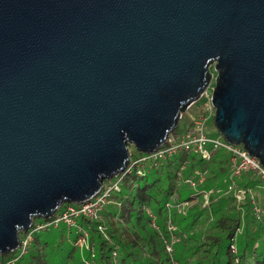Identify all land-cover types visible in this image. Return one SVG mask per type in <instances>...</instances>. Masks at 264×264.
Segmentation results:
<instances>
[{"label": "water", "instance_id": "95a60500", "mask_svg": "<svg viewBox=\"0 0 264 264\" xmlns=\"http://www.w3.org/2000/svg\"><path fill=\"white\" fill-rule=\"evenodd\" d=\"M213 80L219 132L264 166V0H0V255L161 148Z\"/></svg>", "mask_w": 264, "mask_h": 264}, {"label": "trees", "instance_id": "16d2710c", "mask_svg": "<svg viewBox=\"0 0 264 264\" xmlns=\"http://www.w3.org/2000/svg\"><path fill=\"white\" fill-rule=\"evenodd\" d=\"M184 128L179 124L172 134L178 135ZM195 168L206 173L204 187L211 191L208 204L203 203L202 197H191L192 191L185 189V183L179 184L180 178L191 175ZM229 171L226 152H217L211 160H205L180 150L145 176L125 175L121 192L112 196L102 218L80 219L89 229V242L95 253L92 257L90 251L86 258L92 259L93 264H264V198L259 200L254 195L263 208L259 218L250 195L238 202L235 195L227 193ZM238 187L256 193L259 187L264 188V181L247 170ZM173 194L191 201L187 215L173 210L171 216L167 202ZM150 210L157 217L158 229L152 225ZM170 217L183 238L175 244L172 254L166 247ZM42 219L46 218L35 221ZM79 237L66 223L37 233L27 255L17 264H86L80 256ZM14 255L1 254L0 260Z\"/></svg>", "mask_w": 264, "mask_h": 264}, {"label": "built area", "instance_id": "2783aa9c", "mask_svg": "<svg viewBox=\"0 0 264 264\" xmlns=\"http://www.w3.org/2000/svg\"><path fill=\"white\" fill-rule=\"evenodd\" d=\"M213 82V81H212ZM214 86L211 83L202 93L199 100H202V107L198 114L185 126L184 130L178 134H171L166 143L156 151L151 153L131 151L130 161L125 171L110 180H106L97 195L83 203H66L62 205L59 213L51 218H46L33 222L28 231L20 234V246L14 251L15 255L6 260H0V264H17V262L27 255L34 236L42 231L51 228H57L61 223H66L73 228L80 236L79 240L86 241L89 237V229L81 222V218L89 220H99L108 203L112 201V196L121 192V183L125 175L137 173L140 176L149 174L153 169L162 166L166 161L174 157L180 150L192 152L205 160H211L217 152H226L229 154L230 171L227 178V191L235 195L238 202L242 201L247 195L253 198L254 211L257 217L263 214V208L255 201L254 192L250 188H239V180L242 179L243 173L247 170L264 181V166L260 160L252 156L242 144H234L228 141L222 134L212 136L208 132V123L214 118L216 108L213 104ZM184 169V167H183ZM206 173L200 168H195L189 176L180 178L179 184L185 183L192 191L191 197L196 195L202 197L203 203L208 204L211 191L204 187ZM191 205L190 200H180L177 194H173L167 202V208L173 215V210L185 214ZM152 225L159 228L157 217L151 210L149 211ZM100 229H104L100 226ZM168 234L166 247L170 254L173 253L175 244L182 238L177 231L178 226L173 223L172 217L168 221ZM233 251L237 250L235 244H232ZM116 255V253H115ZM95 253L92 251V257ZM92 259L86 261L91 264Z\"/></svg>", "mask_w": 264, "mask_h": 264}, {"label": "rangeland", "instance_id": "374dc122", "mask_svg": "<svg viewBox=\"0 0 264 264\" xmlns=\"http://www.w3.org/2000/svg\"><path fill=\"white\" fill-rule=\"evenodd\" d=\"M212 71L214 72V75H216V72L214 71L213 67H212ZM212 84L214 86V84H215V81L214 80H213ZM202 103H203L202 100H198L193 105H191V107L188 108L187 111H185L183 113L184 116H182L183 118H181V120H180V125H182V127H185L186 125H188L189 122L192 121V119L195 117V115L198 114V112L200 111V109L202 107ZM207 130L210 133V135H212V136H217L220 133L219 130H218V128H217V126L214 123V118L208 123V129ZM130 150L133 151V150H136V149L134 148V146H131L130 147ZM220 181L221 180L219 179L218 182H220ZM185 189H187L189 191V187H187ZM227 193L230 194V192H227ZM256 193L254 192V194L257 195V197H258L259 200L264 198V188L259 187L256 190ZM60 209H58V211ZM188 213H189V211L186 212L185 214H182V215H187ZM51 229H53V228H51ZM49 230H47V231H49ZM89 237H90V235H89ZM89 237H88V239L86 241H83L81 239L79 240V243H80V256L82 257V259L84 260V262H86L87 260H89L86 257H87L88 254H90V251H91V253H92V251L94 252L93 246L89 242ZM182 239L183 238H181V240ZM56 264H62V263L60 261H58ZM91 264H93V263H91Z\"/></svg>", "mask_w": 264, "mask_h": 264}]
</instances>
